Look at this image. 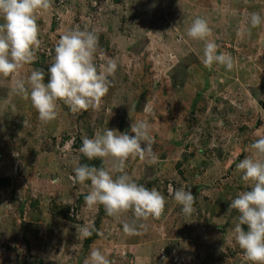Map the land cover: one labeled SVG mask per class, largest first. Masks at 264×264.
I'll return each mask as SVG.
<instances>
[{
    "label": "rangeland",
    "instance_id": "rangeland-1",
    "mask_svg": "<svg viewBox=\"0 0 264 264\" xmlns=\"http://www.w3.org/2000/svg\"><path fill=\"white\" fill-rule=\"evenodd\" d=\"M253 12L264 16V0H51L38 11L36 59L17 77L29 91L31 71L49 80L55 46L76 28L98 34L94 63L114 59L117 69L97 106L72 111L59 101L47 123L13 91L14 78L0 76V264H84L94 249L113 264H250L234 241L239 214L229 206L250 187L236 165L264 135V23L251 28ZM197 17L234 58L231 70L203 63L205 42L187 36ZM139 120L151 124L157 159L130 156L125 171L166 204L131 234L123 230L136 219L131 210L109 216L103 205L88 207L90 181L71 177L78 164L102 162L79 152L84 137L106 128L134 135ZM167 184L194 191L190 217Z\"/></svg>",
    "mask_w": 264,
    "mask_h": 264
},
{
    "label": "clouds",
    "instance_id": "clouds-1",
    "mask_svg": "<svg viewBox=\"0 0 264 264\" xmlns=\"http://www.w3.org/2000/svg\"><path fill=\"white\" fill-rule=\"evenodd\" d=\"M50 7L51 0H0V19L3 20L0 23V76L14 78L13 91L30 99L39 119L45 123L57 118L59 101L68 104L72 111L97 106L109 90L108 76L117 69L114 59L98 67L94 63L98 34L94 30L76 28L64 34L55 46L54 61L47 72L48 83H44L46 73L39 68L34 69L27 78L29 91L25 80L17 77L24 65L32 64L36 59L34 47L39 44L37 13ZM262 23L264 16L260 13L250 14L251 28ZM187 36L205 42L203 63L206 66L219 64L227 70L233 68L234 58L231 54L220 51L219 46L208 39L211 28L207 19L195 18L187 30ZM145 111L149 109L145 108ZM130 131L134 135L106 128L92 138L84 137L79 148L84 157L89 161L100 159L102 163L106 158H111L112 164L111 167L78 164L71 178L80 183L90 181L91 191L84 197L88 207L103 205L109 216H119L131 210L136 219L124 223L123 230L134 234L138 227L144 226L138 225L137 221L161 215L166 199L156 188L149 190L138 184L125 171V162L130 156L148 158L153 162L157 159L150 122L139 120L131 125ZM250 148L253 154L245 156L236 165L242 172L241 179L250 182V187L238 192L231 200L229 208L239 214L238 222L231 231L245 259L250 264H264V135L251 143ZM166 187L181 206L182 213L190 217L195 211L194 191L192 194L183 187L174 189L172 184ZM81 232L85 238L92 235L88 227H82ZM166 261L167 258L165 264ZM84 264L113 262L101 250L94 249Z\"/></svg>",
    "mask_w": 264,
    "mask_h": 264
},
{
    "label": "water",
    "instance_id": "water-1",
    "mask_svg": "<svg viewBox=\"0 0 264 264\" xmlns=\"http://www.w3.org/2000/svg\"><path fill=\"white\" fill-rule=\"evenodd\" d=\"M48 81H49V80H46V79H44V82H45V84H47V83H48ZM192 192H193V191H191V193H192Z\"/></svg>",
    "mask_w": 264,
    "mask_h": 264
},
{
    "label": "trees",
    "instance_id": "trees-1",
    "mask_svg": "<svg viewBox=\"0 0 264 264\" xmlns=\"http://www.w3.org/2000/svg\"><path fill=\"white\" fill-rule=\"evenodd\" d=\"M91 161H92V160H91ZM99 164H100V165H99L100 167L103 166V165H102V162H100V161H99Z\"/></svg>",
    "mask_w": 264,
    "mask_h": 264
},
{
    "label": "crops",
    "instance_id": "crops-1",
    "mask_svg": "<svg viewBox=\"0 0 264 264\" xmlns=\"http://www.w3.org/2000/svg\"><path fill=\"white\" fill-rule=\"evenodd\" d=\"M4 220H5V218H4Z\"/></svg>",
    "mask_w": 264,
    "mask_h": 264
}]
</instances>
